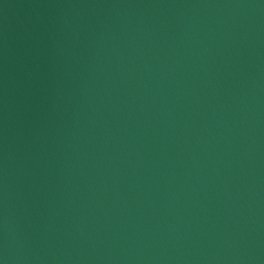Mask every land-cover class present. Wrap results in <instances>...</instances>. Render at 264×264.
<instances>
[{
	"label": "water",
	"instance_id": "obj_1",
	"mask_svg": "<svg viewBox=\"0 0 264 264\" xmlns=\"http://www.w3.org/2000/svg\"><path fill=\"white\" fill-rule=\"evenodd\" d=\"M0 264H264V0H0Z\"/></svg>",
	"mask_w": 264,
	"mask_h": 264
}]
</instances>
